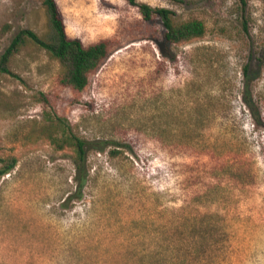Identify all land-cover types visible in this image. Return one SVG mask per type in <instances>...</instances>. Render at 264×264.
Instances as JSON below:
<instances>
[{"label":"rangeland","instance_id":"rangeland-1","mask_svg":"<svg viewBox=\"0 0 264 264\" xmlns=\"http://www.w3.org/2000/svg\"><path fill=\"white\" fill-rule=\"evenodd\" d=\"M138 2L206 31L170 43L127 0H56L70 37L111 40L88 84L33 42L0 73V264H264V0ZM25 28L50 36L43 1L0 0V52ZM55 115L87 142L81 198Z\"/></svg>","mask_w":264,"mask_h":264},{"label":"trees","instance_id":"trees-1","mask_svg":"<svg viewBox=\"0 0 264 264\" xmlns=\"http://www.w3.org/2000/svg\"><path fill=\"white\" fill-rule=\"evenodd\" d=\"M46 8L48 21L51 28L50 36L45 38L32 29H21L17 32L8 46L0 52V73H12L10 61L22 45L26 42L46 49L51 56L57 58L61 69L59 72V82L63 86H69L74 89L82 90L89 82V76L101 62L109 55L111 40L103 38L98 41L85 44L79 38L70 37L66 32L65 22L60 14L56 0H42ZM130 3L138 5L139 11L145 20H151L159 17L165 27V39L170 43H181L192 40L204 35L206 31L205 23L198 18H191L185 21L177 22L175 12L167 7L152 6L146 2L138 0H127ZM243 6L247 4L246 0H241ZM250 65L246 64L244 73L249 75ZM54 127L50 130L48 137L50 141L59 149L70 146L75 152L76 162V187L75 197L83 196L88 169L87 161V142L84 138L73 132L65 117L55 115L50 124ZM0 165V178L9 173L17 165V157L11 156L7 160L2 159Z\"/></svg>","mask_w":264,"mask_h":264}]
</instances>
